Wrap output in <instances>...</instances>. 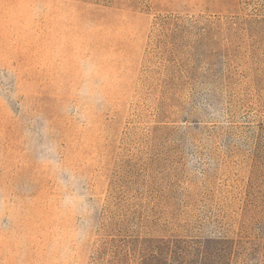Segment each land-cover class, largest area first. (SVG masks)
Instances as JSON below:
<instances>
[{"label": "rangeland", "instance_id": "obj_1", "mask_svg": "<svg viewBox=\"0 0 264 264\" xmlns=\"http://www.w3.org/2000/svg\"><path fill=\"white\" fill-rule=\"evenodd\" d=\"M0 264H264V0H0Z\"/></svg>", "mask_w": 264, "mask_h": 264}]
</instances>
